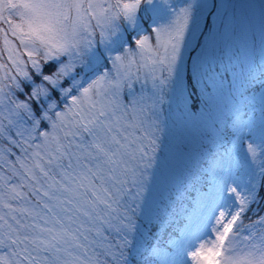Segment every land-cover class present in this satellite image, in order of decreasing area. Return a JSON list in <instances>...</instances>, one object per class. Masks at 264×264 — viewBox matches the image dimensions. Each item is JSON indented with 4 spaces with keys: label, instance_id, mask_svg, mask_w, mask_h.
<instances>
[{
    "label": "snow or ice",
    "instance_id": "1",
    "mask_svg": "<svg viewBox=\"0 0 264 264\" xmlns=\"http://www.w3.org/2000/svg\"><path fill=\"white\" fill-rule=\"evenodd\" d=\"M0 264H264V0H0Z\"/></svg>",
    "mask_w": 264,
    "mask_h": 264
},
{
    "label": "rangeland",
    "instance_id": "2",
    "mask_svg": "<svg viewBox=\"0 0 264 264\" xmlns=\"http://www.w3.org/2000/svg\"><path fill=\"white\" fill-rule=\"evenodd\" d=\"M176 2H179V0H176Z\"/></svg>",
    "mask_w": 264,
    "mask_h": 264
}]
</instances>
